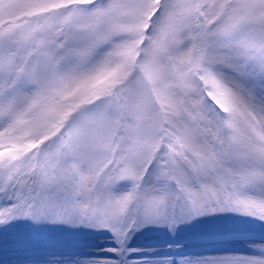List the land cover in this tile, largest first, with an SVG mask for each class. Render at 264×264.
Returning a JSON list of instances; mask_svg holds the SVG:
<instances>
[{
    "label": "snow or ice",
    "instance_id": "6c2138e0",
    "mask_svg": "<svg viewBox=\"0 0 264 264\" xmlns=\"http://www.w3.org/2000/svg\"><path fill=\"white\" fill-rule=\"evenodd\" d=\"M0 264H264V0H0Z\"/></svg>",
    "mask_w": 264,
    "mask_h": 264
}]
</instances>
